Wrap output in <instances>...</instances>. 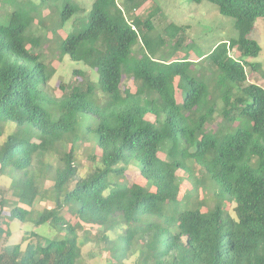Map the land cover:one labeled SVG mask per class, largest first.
Wrapping results in <instances>:
<instances>
[{
  "label": "trees",
  "instance_id": "16d2710c",
  "mask_svg": "<svg viewBox=\"0 0 264 264\" xmlns=\"http://www.w3.org/2000/svg\"><path fill=\"white\" fill-rule=\"evenodd\" d=\"M10 1L0 0L8 19L0 21V121L17 128L0 147V172L15 175L17 202L27 207L52 180L55 207L34 216L17 203L10 215L63 235L42 243L32 230L26 243L3 247L0 264H75L78 231L64 207L80 226H101L110 245L108 232H122L119 264L139 248L142 264H264V71L248 60L261 51L248 34L264 16V0H208L235 19L238 37L194 58L174 57L177 27L169 39L163 30L152 37L160 7L143 19L138 9L147 0H122L126 10L119 0L65 3L57 27L74 17L73 26L60 36L54 29L33 34L36 19L40 28L48 23L40 4L34 10ZM66 55L96 78L74 68L58 96L49 81ZM80 140L98 152L84 177ZM136 166L143 183L126 174ZM201 187L208 196L198 199ZM207 199L213 206L203 210Z\"/></svg>",
  "mask_w": 264,
  "mask_h": 264
},
{
  "label": "rangeland",
  "instance_id": "374dc122",
  "mask_svg": "<svg viewBox=\"0 0 264 264\" xmlns=\"http://www.w3.org/2000/svg\"><path fill=\"white\" fill-rule=\"evenodd\" d=\"M12 2L19 5L27 4L26 6H31L34 10L38 4H40L42 12L40 10L39 17H46L47 15L46 20L48 23L46 25L47 27L40 28V22L36 19L34 27H32L33 34L39 36L38 32L48 33L54 29L55 31L58 30L61 32L58 34L60 36L65 34L64 32H69L73 26L74 17L66 22L63 28L57 27L60 24V17L62 16V10L65 3H69L73 7H76L77 4H85L86 7H89L90 5L91 7L93 0H13ZM119 3L123 4V9H127L122 0H119ZM36 4L37 6H35ZM157 6L160 7V10L152 19L154 22V29L152 30L151 35L152 37H156L163 30V36L166 39H169L171 34L174 36L177 33V30L180 29V32H178V34L174 37V42L175 40L181 39L182 42L177 52L174 53V57L183 58L190 56L191 58H194L200 54H208L218 43L222 41H229L238 37L235 19L231 16L221 14L218 10L217 4L208 0H147L138 9V14L143 19H147L150 17L151 11L155 10ZM75 16L82 17V14L78 13L75 14ZM0 21L6 23L8 19L2 18L0 15ZM83 21L84 22L81 24L82 27H84L87 23V21ZM170 24L173 25L172 29H167V32H164V27ZM174 27H177L178 29L176 30ZM48 36L52 37L53 35L49 34ZM248 37L257 41L261 47L259 54L249 57L248 60L250 62L260 63L261 70L264 71V16L260 15L256 17L253 28L248 34ZM31 47L32 46L29 44L28 48L33 51V48ZM231 53L238 57L236 49L232 50ZM54 63L56 71L49 82L53 89H55V93L58 96L60 95V90L57 87L58 84L60 82H70L73 78L74 68L87 70L91 73L93 79L96 78V73L92 69L82 64H76L70 59L69 55H66L62 61H55ZM206 65L207 64H205V66ZM247 74L250 79L253 78L252 76H258V82H261V77L259 75L260 72L252 71L251 68L247 66ZM124 84L134 89V85L131 81L127 80ZM80 119L85 120L84 117H81ZM241 123L245 127H251V122L246 117L243 118ZM26 127L29 128L27 123ZM0 128H2L3 131V134L0 135L1 147L8 134L16 130L17 125L14 122L0 121ZM89 143L90 142L87 140H80L75 145L76 162L79 168L80 177L86 176V174L96 166L91 155L98 154V152L94 146L92 147V145L90 149ZM136 167L129 168L126 174L129 179L143 183L144 181H142L139 177V167ZM10 172L11 171L9 170V174ZM196 173L198 176H201L198 170H196ZM9 174H2L0 172V207H2L0 220L5 226V232L2 236H0V251L8 244L20 241L26 243L32 230H35L43 236L42 243H47L49 240L63 235V232H61L58 227H53L50 224H41L36 226L31 221H21L11 217L10 210L18 202L17 195L12 187L15 175ZM189 186L190 184H187V187ZM206 192V189L201 187L197 192V198L202 199L208 196ZM57 200V194L53 191V181L48 179L45 181L42 196L35 201L32 207H27L21 203L18 204L31 209L35 216L45 208L55 207ZM207 200L208 202L202 207L203 210H207L213 206V201L210 199ZM233 206V204L229 203L227 208L233 210ZM62 214L66 215L67 219L71 220L77 227V251H79V258L75 264H119L115 258L118 252H114V250L121 247V241L118 237V235L121 236L122 233L120 230L108 232L109 242L114 240L113 244L110 245L103 240V228L101 226H92L88 224H82L80 226L77 222V217L69 212L67 207L63 208ZM85 241L86 243L82 244ZM141 253V248H139L137 251L130 254L127 259H124L122 264H142Z\"/></svg>",
  "mask_w": 264,
  "mask_h": 264
}]
</instances>
